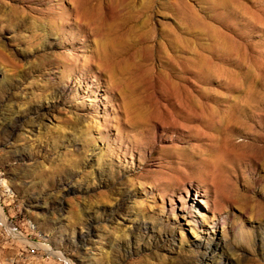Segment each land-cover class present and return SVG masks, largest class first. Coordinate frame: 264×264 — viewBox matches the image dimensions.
I'll return each instance as SVG.
<instances>
[{
	"label": "rangeland",
	"instance_id": "1",
	"mask_svg": "<svg viewBox=\"0 0 264 264\" xmlns=\"http://www.w3.org/2000/svg\"><path fill=\"white\" fill-rule=\"evenodd\" d=\"M0 264H264V0H0Z\"/></svg>",
	"mask_w": 264,
	"mask_h": 264
},
{
	"label": "bare ground",
	"instance_id": "2",
	"mask_svg": "<svg viewBox=\"0 0 264 264\" xmlns=\"http://www.w3.org/2000/svg\"><path fill=\"white\" fill-rule=\"evenodd\" d=\"M4 221V220H3ZM7 225V224H6ZM11 228V225L9 224V228L8 229H10Z\"/></svg>",
	"mask_w": 264,
	"mask_h": 264
}]
</instances>
